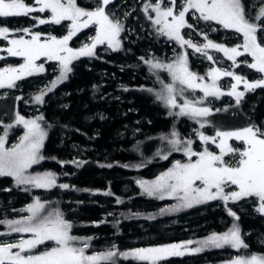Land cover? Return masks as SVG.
Wrapping results in <instances>:
<instances>
[{"label":"trees","instance_id":"16d2710c","mask_svg":"<svg viewBox=\"0 0 264 264\" xmlns=\"http://www.w3.org/2000/svg\"><path fill=\"white\" fill-rule=\"evenodd\" d=\"M76 2L79 7L89 9L84 0ZM145 3L136 5L122 25V32L128 34L127 26L134 24L141 36L140 43L122 42L120 49L112 53L104 55L96 51L92 56L80 58L73 64L68 79L44 97L40 116L43 117L41 122L47 131V138L42 149L44 159L38 168L41 172L54 174L56 186L29 189L17 185L11 177L1 176L0 200L11 201L12 204L5 215L0 210V221L19 220L22 217V214H17L19 210L27 215L28 205L40 200L38 194H45L50 196L49 202L44 203L46 211H58L72 224L70 234L80 238L82 246L85 242L89 245L85 249L86 254L107 252L114 247L124 252L132 247V240L141 238L155 237L151 245L177 242L178 236L169 240L165 238L161 227L178 220L180 225L173 227L176 231L186 227H203L195 237L183 233L179 238L181 242L193 241L189 246L191 249L199 246L195 242L203 241L214 233L228 232L234 224L239 226L241 238L248 247L239 250L229 246L207 247L200 252L166 258L157 264H229L231 259L225 256L228 254L236 257L264 255V244L259 242L264 237V214L257 211L256 205L238 208L237 205L243 201L230 202L227 205L221 203L219 208L214 209L215 203H206L162 212V209H170L179 201L151 199L138 183L153 181L172 167L174 159L187 161L184 152L174 150L168 142L175 138L172 137L173 132L182 142L193 141V149L197 143L196 134L192 138L187 136L188 120L169 115L158 99L164 80L145 61L164 56L168 43L162 46L165 40L161 33L156 29L148 30L151 19L142 8ZM245 3L248 14L253 3L251 0H245ZM261 6H264V0L255 4L252 10L255 11L254 16ZM38 14L0 17V26L20 34H24L22 30L25 28L31 32L33 29L37 33L45 32L42 31L44 28L37 26L38 19H33L38 18ZM136 15L139 20L133 21ZM189 24L197 32L195 25ZM62 30L55 25L53 32L64 36L67 30L64 33ZM209 31L210 37L219 44L234 47L238 43L237 37L228 38L229 41L223 34L228 32L234 36L238 33L221 25ZM149 35L152 40L146 41ZM262 36V31H258V41L264 43ZM75 40L71 45L76 47ZM194 59L193 55L189 56L192 73L203 74L206 68L198 66ZM15 62L12 64L15 65ZM233 71L248 81L261 78L257 71L246 65L243 57L238 59V66L233 67ZM150 76L154 77L155 84L148 81ZM36 77L39 81L52 79L48 68L47 72ZM95 86L100 87L98 93L93 89ZM28 87L32 88L19 83L16 88L8 89L11 92L9 95L0 96V107L3 108L5 103L6 108H11V111L6 108L0 110L1 125L13 121L21 113L22 101L33 99L26 93ZM93 92L95 97H92ZM101 95L107 97L102 98ZM54 96H62V100ZM215 108L218 110L212 116L215 120L218 118V126L215 123L212 126L219 131H236L246 127L264 131V87L248 91L239 103L216 101ZM220 122L223 124L221 127ZM74 147L83 152H74ZM164 155L168 159H163ZM62 184L68 187H59ZM229 209L236 214L235 217L229 215ZM0 232L4 235L10 233L6 223H0ZM115 262L126 264L123 260ZM130 263L127 261V264Z\"/></svg>","mask_w":264,"mask_h":264},{"label":"snow or ice","instance_id":"6c2138e0","mask_svg":"<svg viewBox=\"0 0 264 264\" xmlns=\"http://www.w3.org/2000/svg\"><path fill=\"white\" fill-rule=\"evenodd\" d=\"M112 0H98L97 6L93 10H85L77 5L76 0H34V7L28 5L24 0H0V17L28 16L33 12L43 13L46 10L51 13L49 19H38L39 24L52 23L60 25L68 21V32L62 38L49 36L42 40L40 33H31L30 29H23L24 33L30 34L31 39L9 40L11 45L5 51L9 56L23 58V63L18 67L0 68V89L13 88L16 81L26 76H31L44 71L43 64L36 61L41 57L47 60L59 61L61 66L60 76L54 81L52 88L66 78L72 60L81 56H91L94 49L99 44L107 42L109 47L118 49L120 44L117 39L123 30L118 20H113L106 12V7ZM164 0L157 3H148L144 7L145 13L151 9L155 13L153 23L159 26L158 31L171 40L177 41L181 47L192 48L196 53H201L212 61L213 57L208 55L207 49H215L223 52L224 55L234 65L236 58L245 54L252 58V63L248 67L255 69L259 73H264V43L258 41V31H264V6L253 18H249L246 12L245 0H183V6L177 10V0H169L170 6L162 7ZM194 10L199 13V18L204 21H214L225 29H232L236 33L242 34L243 44L236 47L227 48L223 45L208 41L202 47L197 46L191 40H187L181 34L182 29L192 28L186 21V15ZM151 19V17H149ZM95 25L96 34L92 38L91 44H86L80 49L69 47V41L82 29ZM9 29L0 27V37L8 39ZM207 40V36L204 37ZM242 49V50H241ZM151 68L166 69L172 76L174 82L186 86L188 89H200L204 97H219L224 95L216 81L221 76L233 77L236 83L231 87V91L226 94L235 96L239 103L244 93L237 91V86L243 83L245 90H254L264 87V78L250 83L242 77L235 75L231 71H221L214 68L209 72L212 79L211 84L197 83L203 81L204 77H197L188 68L187 54L179 56L174 63L163 64L153 63L151 60L145 61ZM49 88L48 91H51ZM167 95L158 96L163 99L166 106L179 108V115H188L193 118L207 117L211 114L208 107H198L196 103L184 100L182 105L177 104V90L174 85L165 86ZM184 91L180 89V93ZM41 93L35 97L36 102H42ZM26 120L19 114L16 115L15 124L23 125L25 131L20 137L19 143L12 147H5L8 130L14 125H4L5 131L0 135V176L14 178L17 185L30 184L35 188L50 189L56 186L54 174L44 173L32 176L28 174V169L38 164L44 157L41 149L46 136L39 120ZM201 127L204 124L201 123ZM200 141L205 145L216 144L219 154L213 153L207 147L203 151L197 152L192 148L193 141L182 142L178 134L173 132L168 142L176 151H183L188 157L187 163L176 161L172 168L161 174L155 181H139L143 192L148 196H156L163 200L166 197L176 198L179 203L170 209H162V212L176 211L180 208L191 207L193 204H200L210 200L221 199L225 205L229 201L235 202L242 198L256 197L259 200L258 212L264 214V131L256 127H246L237 131H217L215 136H206L202 132L198 133ZM217 139L219 142L217 143ZM235 139L244 145L242 149L232 147L228 141ZM183 144V147L181 145ZM231 155V162L225 160V156ZM195 157L196 159H193ZM163 159H168L167 155ZM235 186L236 190L225 192V187ZM67 188L68 185H59ZM111 195V193H105ZM119 202V201H118ZM45 208V204L39 199L28 205L26 211L30 213L21 220L0 221L6 223L11 232L30 233L31 238L20 239L13 243H0V264H101V262H111L115 264V258L123 260H135L157 264L170 256H182L187 251L200 252L207 247L222 248L229 246L234 249L247 248L248 245L241 238L240 228L233 225L228 232L223 234H212L203 241H197L199 246L189 249L193 241L172 243L168 245L139 248L127 252H120L115 247L103 253L87 255L85 249L89 247L84 243L82 247H76L74 242L80 238L70 234L72 224L66 221L59 212L41 216L40 213ZM229 215L235 217L236 214L230 209ZM238 219V217H237ZM8 233V234H10ZM2 235V233H0ZM47 241H52L56 245L50 250L39 254L31 253L39 245ZM15 250V251H14ZM230 264H264V255H251L250 257H237L230 261Z\"/></svg>","mask_w":264,"mask_h":264},{"label":"rangeland","instance_id":"374dc122","mask_svg":"<svg viewBox=\"0 0 264 264\" xmlns=\"http://www.w3.org/2000/svg\"><path fill=\"white\" fill-rule=\"evenodd\" d=\"M84 1L87 3V5L89 7L88 10H93L97 6V3H98L97 0H84ZM251 1L253 3L252 4L253 6L248 13L249 18H253L255 11L253 12L252 10H253V8H255V4L257 3L258 0H251ZM24 2L28 5H32L34 7H39V5H35L34 0H24ZM141 2H146L145 5L148 3L155 4L158 2V0H112V2L106 7V12L110 15V18H112L113 20H118L121 23V25H123L126 18L135 10V6L139 5ZM145 5L142 8H144ZM168 6H170L169 0H164L162 7H168ZM182 6H183V0H177V10ZM37 14H38L37 12L31 13L32 16H35ZM147 14H148V16L151 17V23H150V27L148 30L156 29L158 31L159 26H157L153 23V20L155 19V13L152 12L151 9H149V12ZM50 16H51V13L47 10L45 12L41 13V15L38 14V18H42V19H49ZM138 20H139V17L137 15L133 16V21H138ZM186 21L188 24L193 23L195 25V28H197L196 29L197 32H195V29L193 30V29L187 28V27L182 29L181 34L184 36L185 39L191 40L194 44H196L197 46H201V47L205 43H207L208 41H212L213 43L219 44L218 42L214 41V39H212L210 37L211 33L209 30L216 29V27L218 26V24H216L214 21H204L203 19H200L199 13H196L194 10H190V12L186 15ZM55 25L56 24H52V23H46V24L41 25L37 21V26H39L40 28H44L42 31L46 30L45 32H40L42 40L47 39L49 36H56L57 38L63 37V35H61V36L55 35V33L53 32ZM68 25H69L68 21H64L59 25L61 28H63V30H62L63 33L65 32V30H67V32H68ZM139 25H141V24H139ZM227 30L234 31L232 29H227ZM34 32H35V30L33 29V32H31V33H34ZM127 32H128V34L127 33L124 34L121 31L119 36L117 37L120 46H121L122 42L129 41V42H133L134 44L139 42L141 36H140V33H138V31L134 28V24L130 23V25L127 26ZM35 33H37V32H35ZM95 34H96L95 25H91L87 29H82L80 32L77 33L76 36H74L72 38V40L69 41V47H71L72 49L75 50V49H80L81 47H83L86 44H91L92 38L95 36ZM148 34L152 35V33H150V32H148ZM223 34L225 35V39H227V40H229L228 38L237 37L238 43L236 46L243 44L242 34L238 33V35H234V36L232 34H229L228 32H224ZM262 34H263V36L261 37V39L264 40V31H262ZM150 35H149L148 39H145L146 41L152 40V38H150ZM161 35L164 37L163 39L166 41V42L163 41V39L161 40V41H163L162 46H166L165 44L168 43V47L164 53L165 55L162 57H159V56L155 57L156 59L152 61L153 63H156V62H160L163 64L174 63L175 60L179 56H181L183 54H187L188 68L190 71H191L190 60H189L190 55H193L196 58V59H194V61H196L198 66H204L206 68V71L203 72V74L201 73L200 75H196L197 77H204L203 81L197 80V83L211 84L212 79L209 77L208 74L214 68H219L221 71H231L235 75H238L235 73V71H233V67H235L236 65H234L233 61L229 60L224 55L223 52L216 51L215 49H207L206 51H207L208 55H211L213 57V60L210 61L207 59V57L205 55H203L201 53H196L192 48H189L187 46L181 47V45L177 41L171 40L163 34H161ZM21 36H23L24 39H31L30 34H27V33L20 34V33H17V31L15 33L12 31H9L8 39H4L3 37H0V68L18 67L21 63H23V58L9 56L8 53L5 51V49H7L8 47L11 46L9 44V40L18 39ZM205 36H207V40H205V38H204ZM153 39H155V38H153ZM73 40H75V42L77 43L76 47L74 45L73 46L71 45ZM229 41H231V40H229ZM220 45H222V44H220ZM120 46L118 49H120ZM223 46H225V45H223ZM236 46H234V47H236ZM225 47L232 48L231 46H225ZM118 49H113L112 47H109L107 42H105L104 44H99L96 46V48L94 49L93 55L95 54L96 51L105 55V54L112 53V51L118 50ZM144 52H147V51H144ZM85 57H89V56H81V57H78V58L72 60L70 65H69V67L71 68V71H72L73 64L77 60H79L80 58H85ZM241 57H243L245 59L246 65L252 63V58L249 55L245 54L243 56L236 58V64H238V59ZM9 59H11L13 61H10ZM248 59H250V60H248ZM15 60H16L15 65H13L12 62H14ZM36 63L37 64H43V66H44L43 72L36 73V74L31 75V76H26L23 79L16 81V86L19 85V83H20V85L21 84H23L25 86L29 85L30 87L34 88V90H32V88L28 87V90L26 93H27V95H32L33 99H25L24 101H22L21 113H18L20 116H23L26 120L37 119L38 117H41L40 116V112H41L40 106L44 104V97H46L50 93V91H48V89L52 88L53 82L57 81V78L60 76V71H61V66L59 64V61H56V60H47L46 57H41L39 60L36 61ZM47 68H48L49 73H51V75H52V79L50 81L49 80H40L39 81V79L36 76H40V75L44 74L45 72H47ZM71 71L67 73L66 78H64L62 81L58 82L56 84V86L54 88H52L51 92H53L57 87H59L61 84H63L68 79V76L70 75ZM156 72L159 74L158 77H161L164 80L163 88L159 89V92H160L159 96H166L167 92H166L165 86L172 84V85H174V87L177 90V94H176L177 104L182 105L184 103V100L187 99L189 101H192L193 103H196V105L198 107H208L212 110L211 114L207 117L193 118V117L188 116V115H179L178 113H179L180 109L178 107L177 108H170V107L166 106L163 99H160V101L162 102L163 106L166 108L169 115H174L176 118H183L184 120H188V124H187L188 129L186 132L187 136L191 137V138H192V135L196 134V136H197L196 137L197 143L194 146V149H193L194 151L201 152L204 150L205 147H207L209 151L216 153V154H219L220 150H219V148L216 147V144L208 143L205 145L202 141H200L198 133L202 132L206 136H215L216 132L219 131V129H216L215 127L212 126L213 123L217 124V126H218V118L215 120V117L212 116V113H214L215 110L216 111L218 110L217 108H215L216 107V101H223V102H226L227 104L230 102L236 103V97L235 96H229L226 94L227 92L231 91L232 85L234 83H236L235 80L233 79V77L221 76L216 81L217 87H219L221 89V91L223 93H225L224 95H221L219 97H213V96L204 97V94L200 89H188L186 86L180 85L178 81L174 82L171 74L166 69H156ZM199 72H201V71H199ZM259 74L261 75V78H264V73H259ZM238 76H240V75H238ZM152 77L153 76H150L149 77L150 79L148 78V81L150 82V84H155L156 81H155L154 77L153 78ZM240 77H242V76H240ZM242 79L247 80L243 77H242ZM256 81H248V82L254 83ZM16 86L13 87V89L16 88ZM99 88H100L99 86H95L93 88L95 93H98ZM181 88L184 89V91L182 93H180ZM8 89H11V88L0 89V96L9 95L11 92ZM21 90H22V88H21ZM237 91L243 92L245 95L250 90H245L243 83H241L237 86ZM42 92L45 94L43 95L42 102L38 103V102H36L35 97L37 95H40ZM95 93L93 92L92 97H95ZM99 94H102V93H100V91H99ZM101 96H102V98L107 97L106 95H101ZM54 98H58V100H62V96L61 97L54 96ZM242 98L243 97H241V99ZM4 105H5V103H4ZM4 105H3V108L5 109L6 107ZM3 108L0 107V110H3ZM6 109L8 111H11V108H6ZM15 118H16V116H15ZM15 118L13 121L9 120L5 124V125H8V124L14 125L11 129L8 130V135H7L5 147H12L15 144L19 143L20 137L24 134L25 129H24L23 125L15 124ZM39 123L41 124L43 130L46 133V136L44 139V144H45V141L47 138V131L44 128L41 120H39ZM201 123L204 124V127L200 126ZM210 125H211V127H210ZM222 125L223 124L220 122L219 126L221 127ZM4 131H5L4 125L0 124V135H3ZM136 132H138V131H136ZM218 142H219V139H217V143ZM228 143L232 147L237 148V149H242L244 147V145L241 141H237L235 139H230L228 141ZM42 149H43V147H42ZM42 149H41V155L43 156ZM74 152L82 153L83 150L81 151V150L76 149L74 147ZM185 157H186L187 161L181 162V163H187L188 162V157L186 155H185ZM193 159H196V158L193 157ZM225 160L231 162L233 160V157L231 155L225 156ZM176 161H177V159H174L172 162L175 164ZM40 162L38 164L33 165L30 169H28V174H30L32 176H36L38 174H41V175L44 174L45 172H41V170L38 168ZM173 165H172V167H173ZM167 171L168 170H166L165 172H167ZM156 179H154L153 181H155ZM148 182H151V181H148ZM22 186H26L29 189L35 188L30 184H22ZM37 189H43V188H37ZM125 190H127V188ZM233 190H236L235 186L225 187V192H231ZM142 191H143V189H142ZM37 196H39L42 203L49 202L50 196H47L45 194H38ZM148 197L151 199H154V200L161 201V199H159L156 196H151V197L148 196ZM1 200H0V210H2V214L5 215L8 212V210L10 209V205L12 204V202L11 201L4 202ZM163 200L174 201L177 199L166 197ZM241 201H243V203L237 205L238 208H240V207L242 208L244 205H249V204L250 205H256V207L259 208V203H258L259 200L256 197L242 198V199L235 201V202L239 203ZM34 202L35 201H33L32 203H34ZM230 202L232 203V201H229L228 203H230ZM206 203H215L214 209H217L221 206V203L223 204L225 202L221 199L210 200V201L200 203V204H193V206H191V207L203 205ZM19 211L20 212L17 214H22L21 215L22 217L19 220L24 219L30 215V213H28V212L26 215V213L23 210H19ZM55 212H58V211H53L51 209L49 211H46V209L44 208L42 210V212L40 213V215L43 217V216H48L49 214H54ZM63 218H64V216H63ZM179 225H180V222L178 220H174V221L170 222V224L164 225L161 227L162 234H164L165 238H167L168 240L178 236L177 242L172 241L168 244L181 243V241H179V238L183 235V233H185L186 236L195 237L199 233H201V231H202L201 229H203V227H191V228L186 227L182 230L176 231L175 228H173V227H177ZM29 238H31L30 233L11 232L10 234H5V235L2 233V235H0V243H13V242L19 241L20 239H29ZM152 240H155V237L132 240L131 241L132 247L127 251H131V250H135V249H139V248H150V247H158V246L168 245V244L151 245V242H154ZM81 242H83V241H81L79 239L78 241H75L74 244L76 247H82V245L80 244ZM259 242L264 244V237L261 238V240H259ZM55 246L56 245L54 244V242L47 241L44 244L39 245L36 249H33L31 251V253H25V254H39V253H42L44 251L50 250L52 247H55ZM189 249H191V248L189 247ZM127 251H124V252H127ZM191 252L192 251H187V252H185V254L191 253ZM96 253H103V252L95 251V252H92L91 254H87V255H92V254H96ZM225 256H227V258H230L231 261L234 260L235 258H237L236 256H234V254H230V255L228 254ZM250 256H246V257H250ZM170 257H173V256H170ZM115 260L120 261L123 259L117 257V258H115ZM123 261H125L126 264H127V261H130L131 262L130 264H134V263L147 264L148 263V262H139V261H135V260H123ZM115 263H117V262H115ZM101 264H111V262H101Z\"/></svg>","mask_w":264,"mask_h":264}]
</instances>
